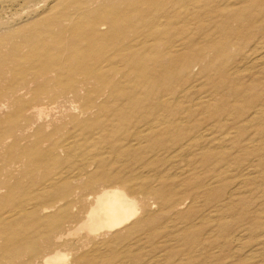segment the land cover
<instances>
[{
	"label": "bare ground",
	"instance_id": "6f19581e",
	"mask_svg": "<svg viewBox=\"0 0 264 264\" xmlns=\"http://www.w3.org/2000/svg\"><path fill=\"white\" fill-rule=\"evenodd\" d=\"M40 1L52 6L20 0V18L0 23V264H215L218 210L205 202L222 189L220 137L181 107L187 87L172 89L170 70L228 58L262 8L241 16L220 0L223 38L198 48L165 38L196 0Z\"/></svg>",
	"mask_w": 264,
	"mask_h": 264
},
{
	"label": "rangeland",
	"instance_id": "374dc122",
	"mask_svg": "<svg viewBox=\"0 0 264 264\" xmlns=\"http://www.w3.org/2000/svg\"><path fill=\"white\" fill-rule=\"evenodd\" d=\"M37 1L39 2L35 4L39 5L36 7L42 11L52 6V3L45 5L40 0ZM19 3H21L20 0L0 1V23L8 21V25H12L15 19L20 18L21 11L18 10L19 6L17 5ZM232 4L235 9L231 7L230 10L238 11L241 16L250 14L252 10L259 11L261 8L264 12V0L255 1L248 6L245 0L243 2L242 0H230L226 7ZM225 10V5L220 0H196L189 6L188 11L190 12L186 16L178 17L174 29L165 38H172L176 41L182 39L186 44L193 41L195 42L194 47L198 48L205 43L210 44L215 40H221L223 37L218 32V26L222 24ZM246 15L243 18L249 19V15L247 17ZM234 24L235 27L239 26V23ZM243 24L244 26L239 27L240 34H236L230 39L232 40L230 41L231 51L228 58H222L216 65H210L208 68L204 63V71L197 67L191 74L178 73L179 64L175 63L172 65L169 76L172 89H179L180 86L187 87L185 88L187 90L183 92L181 107L186 112L194 113L195 118L198 117V114L205 112V120H202L205 126L204 132L211 130L217 138L220 137L217 141L218 146L216 145L217 148L213 152H215L214 159L216 158V167L219 173L217 183L222 189L212 203L208 200L205 202L210 205L216 204L218 210V220L215 223V237L217 238L214 245L217 252V258L214 259L215 264H264V112L260 111L254 117L244 115L250 113L254 108L251 107V103L264 105V21L262 28L258 21L253 24L252 21L247 20ZM153 42V38L149 37L148 44ZM185 49L178 50L180 53H184ZM207 53L208 58H212L213 53L211 51H207ZM228 59L229 62L226 61ZM220 66L229 67L231 80H223L222 71L218 70ZM209 75H214L216 82H224V86L219 89L215 88L213 82L208 78ZM237 86H240L239 89ZM159 89V87H155V90ZM235 90L244 94H241L239 98ZM224 92H227L229 97L225 96ZM251 99L254 101L250 102ZM194 100L198 104H195ZM217 101L222 108L218 109ZM175 107L177 106L174 105L173 108ZM229 113L231 114L229 115ZM210 116L213 118L207 120ZM226 116L229 118L228 121L223 120ZM241 137L247 142H239ZM203 144L201 145L205 148L210 146V143L207 142H203ZM191 152L193 155L197 153L195 148H192ZM198 152L201 154V149ZM204 152L207 153V151ZM205 154H201L203 159ZM197 158L200 156H193L195 161ZM208 162L202 166L204 175L211 167V161ZM220 169L222 170L220 171ZM209 245L210 243L207 242V249Z\"/></svg>",
	"mask_w": 264,
	"mask_h": 264
}]
</instances>
